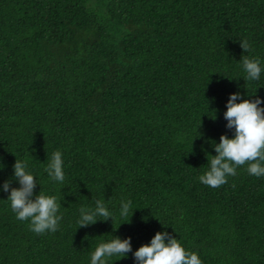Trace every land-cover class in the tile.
<instances>
[{"label": "trees", "instance_id": "1", "mask_svg": "<svg viewBox=\"0 0 264 264\" xmlns=\"http://www.w3.org/2000/svg\"><path fill=\"white\" fill-rule=\"evenodd\" d=\"M245 56L264 64V0H0V181L26 161L34 192L61 205L57 229L36 233L0 191V264H89L111 235L135 249L162 228L202 264H264V176L198 179L232 135L228 94L260 85L264 98V72L241 77ZM56 150L63 183L44 171ZM96 199L112 220L77 226Z\"/></svg>", "mask_w": 264, "mask_h": 264}, {"label": "clouds", "instance_id": "2", "mask_svg": "<svg viewBox=\"0 0 264 264\" xmlns=\"http://www.w3.org/2000/svg\"><path fill=\"white\" fill-rule=\"evenodd\" d=\"M243 51L250 49L247 40L239 41ZM241 68L245 75L244 81H256L264 72V64L258 57H240ZM260 85L256 86L257 87ZM254 93L242 98L239 91L228 94L225 101L223 117L225 127L231 129L232 135L220 134L219 140L210 146L214 155L205 151L208 166L198 179L204 185L219 187L227 182L229 176L237 174L238 166H246L249 175L264 176V98ZM215 113L212 117L214 118ZM197 128V126H196ZM197 132V130L195 129ZM198 133V132H197ZM201 134L193 135L191 141ZM203 150V149H202ZM3 164H0V169ZM62 153L56 150L51 153L44 171L56 182L63 183L65 179ZM29 169L26 161L15 158L12 164L11 176L0 181V191L7 193L8 201L15 216L20 221L27 220L33 232H53L58 227L60 203L55 195L46 194L40 190L34 192L37 179ZM15 180L17 186H10ZM130 201L121 199L120 215L128 216ZM133 211V209H132ZM132 213V212H131ZM112 220V213L104 200L96 199L93 205L82 206L78 210L77 226H88L97 220ZM119 225V224H118ZM129 253L135 264H202L199 255L187 250L179 240L164 230L156 231L147 243H141L132 248L130 237L121 238L111 235L96 244L89 254V264H113L114 260L127 258ZM115 257V259H112Z\"/></svg>", "mask_w": 264, "mask_h": 264}]
</instances>
